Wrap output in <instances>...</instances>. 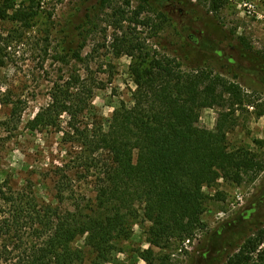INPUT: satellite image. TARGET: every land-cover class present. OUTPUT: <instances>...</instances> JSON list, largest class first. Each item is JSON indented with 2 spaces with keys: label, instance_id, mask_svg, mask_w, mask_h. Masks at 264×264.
<instances>
[{
  "label": "rangeland",
  "instance_id": "374dc122",
  "mask_svg": "<svg viewBox=\"0 0 264 264\" xmlns=\"http://www.w3.org/2000/svg\"><path fill=\"white\" fill-rule=\"evenodd\" d=\"M4 2L0 0L1 5ZM11 3L9 15H0V182L8 180L14 188L29 182L40 198L58 204L53 189L56 166L72 162L81 147L65 144L54 127L32 131L28 123L50 101L57 81H64L72 70L83 73L89 68L95 89L88 120L107 128L117 108L132 104L136 84L130 70L141 57L151 62L177 58L185 70L206 69L238 83L242 101L236 103L226 93L224 105L200 111L199 125L215 130L223 118L230 126L229 147L246 148L264 161V0ZM16 9L29 12L28 20L11 18ZM68 21L83 27L64 31ZM68 41L71 53L84 44V63L71 56L64 62L56 58L66 54ZM93 183L92 175H77L81 193L94 196ZM204 190L208 195L202 216L205 228L190 242L179 241L167 249L152 245L147 235L151 221L141 209L130 237L114 240L109 261L103 264H161L158 258L163 256L169 257L165 264H202L201 252L216 247L211 252L215 257L222 239L224 256L214 264H227L228 257L250 240L264 248V170L255 179L246 175L240 184L220 179ZM235 230L241 234L235 241L239 247L229 241ZM73 247L83 252L77 264L99 262L85 236H79ZM148 250L154 253L153 262L145 258ZM245 254L257 259V253Z\"/></svg>",
  "mask_w": 264,
  "mask_h": 264
},
{
  "label": "trees",
  "instance_id": "16d2710c",
  "mask_svg": "<svg viewBox=\"0 0 264 264\" xmlns=\"http://www.w3.org/2000/svg\"><path fill=\"white\" fill-rule=\"evenodd\" d=\"M11 1L0 4V15H9ZM10 17L27 21L30 14L16 9ZM82 27L68 21L64 31ZM65 47L66 54H58V60L71 56L84 63V44L74 53L69 41ZM141 58L130 70L136 84L132 104L117 108L107 128L88 120L95 89L89 68L83 73L72 70L55 83L50 101L28 126L32 131L54 127L65 144L81 148L72 162L56 166L53 189L58 204L40 198L28 181L15 188L8 180L0 182V264H77L83 259L82 250L73 247L79 236L86 237L96 254L95 264H103L109 261L114 240L130 237L141 209L151 221L148 241L170 248L205 228V187L220 179L240 184L246 175L255 179L264 170L261 157L243 147H229L226 120L222 118L215 130L199 125L200 111L224 105L226 93L236 103L242 101L238 83L206 69L185 70L177 58ZM78 174L92 175L94 196L78 189ZM240 235L233 231L229 241L238 246ZM223 241L215 257L211 252L216 247L201 252L200 262L223 259ZM258 245L248 241L227 264H264V248ZM245 251L257 253V259ZM147 252L145 258L153 262V251ZM158 259L165 264L169 257Z\"/></svg>",
  "mask_w": 264,
  "mask_h": 264
},
{
  "label": "built area",
  "instance_id": "2783aa9c",
  "mask_svg": "<svg viewBox=\"0 0 264 264\" xmlns=\"http://www.w3.org/2000/svg\"><path fill=\"white\" fill-rule=\"evenodd\" d=\"M250 7H252V6H250ZM187 242H190V240H187Z\"/></svg>",
  "mask_w": 264,
  "mask_h": 264
}]
</instances>
